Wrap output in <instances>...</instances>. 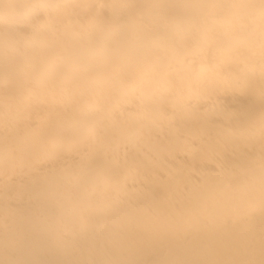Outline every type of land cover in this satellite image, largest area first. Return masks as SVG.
<instances>
[{
    "label": "snow or ice",
    "instance_id": "obj_1",
    "mask_svg": "<svg viewBox=\"0 0 264 264\" xmlns=\"http://www.w3.org/2000/svg\"><path fill=\"white\" fill-rule=\"evenodd\" d=\"M16 7L0 0L9 17ZM215 7L34 0L13 19L0 57L11 146L0 171L3 264H264V73L257 96L229 70L240 57L211 42V26L225 23L205 14ZM44 32L90 52L191 45L215 78L158 106L126 92L82 112L55 99L42 107ZM162 209L182 211L161 218Z\"/></svg>",
    "mask_w": 264,
    "mask_h": 264
},
{
    "label": "clouds",
    "instance_id": "obj_2",
    "mask_svg": "<svg viewBox=\"0 0 264 264\" xmlns=\"http://www.w3.org/2000/svg\"><path fill=\"white\" fill-rule=\"evenodd\" d=\"M215 8L205 10L210 17H223L225 23L211 26V42H221L233 48L240 63L230 71L240 77L259 96L264 73V21L260 0H206ZM14 15L0 10V52L4 50V36L13 19H23L34 0H17ZM43 46L37 54L43 58L40 71L43 84L39 90L41 106L55 99L68 111H87L89 106H102L133 93L146 106H158L176 97L187 95L191 88L203 86L215 78V70L204 72L211 61L196 54L189 45L172 55L151 54L137 50L133 44L114 50L90 52L84 48L63 46L55 36L44 32ZM87 61L86 63H81ZM5 112L0 107V171L7 167L11 146L5 140ZM259 131V111L253 117ZM2 211V210H0ZM0 264L3 258L0 257Z\"/></svg>",
    "mask_w": 264,
    "mask_h": 264
},
{
    "label": "bare ground",
    "instance_id": "obj_3",
    "mask_svg": "<svg viewBox=\"0 0 264 264\" xmlns=\"http://www.w3.org/2000/svg\"><path fill=\"white\" fill-rule=\"evenodd\" d=\"M12 2H17V0H12ZM3 53L0 52V57H2ZM257 168H258V163H257ZM160 212L161 218H164L165 216L171 215L173 212L176 211H182L181 209H162L158 210Z\"/></svg>",
    "mask_w": 264,
    "mask_h": 264
}]
</instances>
